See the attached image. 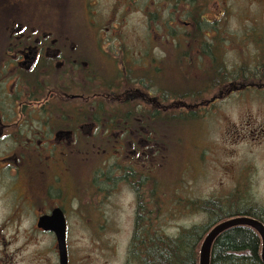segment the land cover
Returning a JSON list of instances; mask_svg holds the SVG:
<instances>
[{
    "label": "rangeland",
    "instance_id": "1",
    "mask_svg": "<svg viewBox=\"0 0 264 264\" xmlns=\"http://www.w3.org/2000/svg\"><path fill=\"white\" fill-rule=\"evenodd\" d=\"M77 15L81 25L72 28L84 35L106 37L102 47L105 51L109 49L112 61L116 60L119 66L123 58L129 61L127 66L134 73L149 71L151 77H158L156 82H160L162 90L206 92L194 100L171 97L167 101L199 105L191 120L179 117L186 112L174 108L163 117V129L155 125L162 132L164 150L156 171L147 173L146 179L132 177L119 184L117 179L109 189V181L102 177L108 174L109 163L115 160L123 167L128 163L117 156L115 159L113 155L104 156L101 151L95 156H85L81 181L72 187L73 192L69 187L64 192L68 199L69 194L76 193L83 199L82 204L67 203L70 211L73 208L76 213L68 214L69 264H140L130 252L138 199L142 207L152 209L154 214H151L160 220L161 226L156 224L157 228L171 237L184 228L209 225L213 221L209 212L198 209L204 206V201L215 200L207 207L224 212L264 210V132H260L264 131V92L250 85L249 89L236 90L231 86L234 90H228L232 83L255 86L259 80L264 81V0H194L193 3L190 0H77ZM188 18H204V24L188 29L184 25ZM217 18L218 22H206ZM94 20L96 26H92ZM203 29L209 30L205 35L218 36L210 44L213 48L210 50L217 55L218 66L223 68L224 82H218L219 74L214 79V74L210 78L207 75L212 66L207 54L194 60L184 58L170 72L157 74L150 69L152 63H160L165 59L163 55L175 46L179 53L190 51L195 34L199 37L197 43L204 40ZM112 45L118 48L111 51ZM144 53L148 54L147 60ZM100 59L104 62V71L116 70V65L109 63L110 57L106 62V58L95 56V61ZM169 73L173 75V82L176 81L174 89H170L167 81ZM101 76L110 81L108 72ZM183 82L185 85L181 86ZM227 90L228 95L220 96ZM206 101L213 104L202 107ZM171 113L177 119L168 118ZM179 123L183 125L177 128ZM121 142V138L113 136L111 144ZM125 149L128 150L126 146ZM39 163L45 167L48 162L28 157L24 169L36 168ZM145 169L148 172V164ZM7 187L8 183L2 193L4 200H0V227L8 220L5 217L11 219L0 233V238L7 242L0 239V264H59L56 237L50 232L36 231L35 214L38 209L47 210L56 201L61 202L59 195L46 194V186L41 187V193L31 191V184L22 171L14 184L10 203ZM98 187L109 193L97 192ZM134 187L140 189L139 197L135 196Z\"/></svg>",
    "mask_w": 264,
    "mask_h": 264
},
{
    "label": "flooded vegetation",
    "instance_id": "2",
    "mask_svg": "<svg viewBox=\"0 0 264 264\" xmlns=\"http://www.w3.org/2000/svg\"><path fill=\"white\" fill-rule=\"evenodd\" d=\"M77 16V0H0V200H4L2 193L8 183L6 195L10 203L21 171L28 178L31 191L41 193V187L46 186V194L59 195L61 202L58 200L49 209H38L35 213L36 231L45 234L47 232L38 228V221L58 208L64 213L68 233V214L71 216L75 211L73 208L70 211L67 203L78 201L82 204L83 199L77 193L69 194L68 199L64 192L68 187L73 192L72 187H77L81 181L85 156H95L101 151L104 156L113 155L114 159L117 156L128 163L124 167L115 160L109 163L108 174L102 177L109 181L108 188L112 189L111 177L118 179V184L132 177L140 181L146 179L147 173L156 171L164 150L162 132L153 134L143 118L130 116L133 124L124 130L104 131L95 123L96 101L161 108L163 94L158 86L146 85L124 90L120 96L113 91L95 94V84L102 82L104 71L103 60L95 61V56L106 58V62L110 57L109 63L116 65V69L124 70L129 61L122 58L120 66L115 59L112 61L109 49L105 51L102 47L106 37L88 36L73 29L72 26L81 25ZM219 20L207 19L206 22ZM91 22L92 26L97 25L95 20ZM191 23L184 22V25L190 28ZM95 32L99 30L96 28ZM114 47L118 48L112 45L110 50ZM147 55L143 54L146 60ZM249 85L264 92L263 80L254 83L255 86L245 82L232 83L228 90L231 86L236 90L249 89ZM228 90L220 96L228 95ZM209 104L204 102L202 107ZM113 136H118L122 142L112 145ZM28 157L36 161L46 159L47 166L42 167L39 163L36 168L24 169ZM96 190L103 191L99 187ZM134 194L139 197L140 189L134 187ZM137 213L138 208L135 217ZM5 218L8 220L0 227V233L10 224V216ZM252 230L260 238L262 251L261 237ZM0 239L7 243L5 238Z\"/></svg>",
    "mask_w": 264,
    "mask_h": 264
},
{
    "label": "trees",
    "instance_id": "3",
    "mask_svg": "<svg viewBox=\"0 0 264 264\" xmlns=\"http://www.w3.org/2000/svg\"><path fill=\"white\" fill-rule=\"evenodd\" d=\"M190 1L193 3L194 0ZM177 22H179V19ZM184 22H192L190 28H193L197 27L199 24H204V18H202V20H191L188 18ZM207 23L212 24L208 21ZM173 29L174 28H172V31ZM204 32H209V30L203 29L202 31V36H204L205 41L201 36L203 41L200 40V42L197 43L196 40L197 38L199 39V37L198 34H195V36H193L195 39L190 41V51L179 53L176 50L178 46H175L171 50L173 53L165 56V59L169 58V60L165 61V59H162L160 60V63L152 64L150 69H154L153 71L157 74H160L165 70L170 72L172 67L174 65H179V61H182L184 58L194 60L199 55L207 54L212 64L210 70L206 72L207 75L210 78L214 74L212 78L214 79L215 75L219 74L218 82L220 84L224 82L223 68L218 66V57L216 54L211 53L212 50H210L213 49L210 44L213 43V40L217 41L218 36L214 37L212 34L205 35L203 34ZM171 33L173 35V32ZM207 39H209V41ZM192 65H195V62H193ZM107 72L110 81H105L104 76H101L102 82L99 85L95 84V94L113 91L116 95L120 96L119 94L123 93L124 90L140 88V85H146L147 87L158 86L163 94V103H166V106L164 105L161 108L153 106L144 107L139 104L131 105V103L128 102L107 103L104 100L96 101L95 123L99 124V126L101 125V128L104 131L124 130L133 124L131 122L132 120L129 119L130 116H136L138 118H143L145 125L153 131V134H156L158 129L155 125L163 129V117L168 113V110L179 108L183 110V112H186V114H180L178 116L191 120L193 111L194 109H197L198 106L191 103L183 105L182 103L177 102L179 99H198L204 92H206L204 90L201 91V89H196L195 91L188 90L186 92L174 89L173 87L175 86L176 81L173 82V75L170 73V76L167 77V81L170 82V89H174L173 92L162 90L159 85L160 82L158 84L156 82L158 77H151V74H148L149 71L136 74L131 70V67L129 69L128 66H126L124 70L120 69V73L117 72V69L114 70V72L111 69L109 71H104L103 73L106 74ZM144 78L145 80H143ZM121 80H124V82ZM137 82L139 84L134 85V83ZM180 84L181 86L185 85L184 82ZM171 97L178 100L169 104L167 101H169ZM168 118L177 119V115L171 113ZM178 125H183V123L177 124V128L179 127ZM114 179L111 177L110 181L115 183L117 179ZM214 201L215 200H210L209 203L204 201L202 202V205L204 206L198 207V209L206 210L207 214L209 212L210 217L213 219L209 225H194L189 228H184L180 230L176 236L171 237L164 234L160 228H157L156 224H159L160 220L157 221L155 216L151 214L153 213L152 209L148 210L146 208L147 206L142 207L138 199L136 229L132 237L130 248L132 258L140 264H198L202 242L207 234L218 224L228 219L242 216L258 219L264 222V210L248 209L244 211L224 212V210L219 208L207 207V205L213 204ZM194 203L195 202H193V204ZM156 216L158 215L156 214ZM159 225L161 226V224ZM259 242L260 238L256 232L249 227H236L230 229L221 234L214 243L211 254V264H264L261 259V245Z\"/></svg>",
    "mask_w": 264,
    "mask_h": 264
},
{
    "label": "water",
    "instance_id": "4",
    "mask_svg": "<svg viewBox=\"0 0 264 264\" xmlns=\"http://www.w3.org/2000/svg\"><path fill=\"white\" fill-rule=\"evenodd\" d=\"M45 232L53 233L57 241L59 264H69L67 248V222L61 209H55L51 214L42 216L37 224ZM236 227L255 229L262 240L261 257L264 263V224L254 218L239 217L224 221L215 226L205 237L200 248L199 264H211V254L214 243L224 232Z\"/></svg>",
    "mask_w": 264,
    "mask_h": 264
},
{
    "label": "bare ground",
    "instance_id": "5",
    "mask_svg": "<svg viewBox=\"0 0 264 264\" xmlns=\"http://www.w3.org/2000/svg\"><path fill=\"white\" fill-rule=\"evenodd\" d=\"M199 257H200V254H199ZM199 264V263H198Z\"/></svg>",
    "mask_w": 264,
    "mask_h": 264
}]
</instances>
